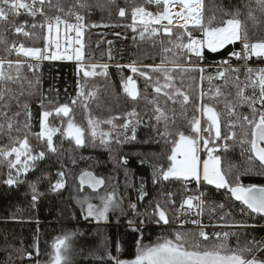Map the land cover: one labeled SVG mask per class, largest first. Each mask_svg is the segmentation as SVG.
Listing matches in <instances>:
<instances>
[{"label": "trees", "instance_id": "obj_1", "mask_svg": "<svg viewBox=\"0 0 264 264\" xmlns=\"http://www.w3.org/2000/svg\"><path fill=\"white\" fill-rule=\"evenodd\" d=\"M57 3L64 8L63 12L58 11ZM87 3L92 6L80 8L77 0H50L49 3L51 16H62L70 8H74L84 17L83 59L89 65H108L107 75L84 77L83 72L80 73V84H86L85 91H95V96L86 101L87 108L83 107L80 101H77L75 105L68 103L72 109L70 115L74 123L85 129L84 146H76L74 140L58 132L53 137L57 151L51 153L45 149V141L37 140L34 135L41 131V112L65 104L60 103L63 100L60 97L62 90L71 82L67 67L56 66L44 72L36 68L31 69L28 65L21 63L19 81H6L0 84V89L12 90L11 94H6L4 100L0 101V112H6L8 118H14L16 121L11 135L20 137V139L24 138L23 124L26 116L23 105L27 103L32 113L31 128L27 132L29 144L32 146L33 154L45 151V158L37 161L34 169L22 176L20 178L22 182L17 184L5 183L8 179L9 168L6 163H0V264H32L47 261L51 256L55 241L65 235L69 236L68 241H70L71 260L69 264H115L112 257L131 260L137 253L138 240L143 246H150L157 242L162 243L165 239L174 240L178 232L189 239H198L202 245L208 243L197 236L198 230L181 229L174 225L173 209L180 204L187 191L197 188V182H184L171 178L169 181H154L155 168L162 166L166 169L170 164L167 156L170 154L171 144L170 142L165 143L164 139L157 135V131L164 130V121L161 120L159 125L156 124L154 105L150 103L153 99L168 116L169 131L173 133L183 131L186 135L193 134L191 132L193 117L201 118V103L214 107L220 114L221 139L210 142L209 147L217 148L213 154L220 156L221 170L230 182L239 175L240 182L245 186H264V168H261L256 159L251 161L248 159L251 153L247 152L243 157L240 156L237 144L228 141L229 138H227L231 137L232 132L237 135L240 127H248L240 117L249 116L251 118L252 116V108L247 103L239 104L236 101L237 89L232 82L233 74L226 73L224 78L216 75L217 69L226 68L220 67L224 66L221 64L222 61L227 60L228 64H235L230 54L238 49L239 44L236 42L234 45H227L215 53L205 49L202 60H197L191 54H188L186 58L183 50L174 48L173 44L169 43L170 39L176 41L177 35L183 29L174 27L171 37L161 33L157 38L141 41L139 32L143 26L137 22L135 32L129 27L133 24L131 11L134 7L144 6L148 11L155 12L158 9L154 4H146L145 0H114V3L112 0H87ZM250 3L255 9L253 0H203L205 21L215 17V22H219L227 18L224 12L235 11L238 7L250 38L256 40L264 37V14L257 10L254 13L257 21L247 19L248 9L244 5ZM97 4L102 6L97 7ZM120 8L125 9L124 17L119 16ZM20 22L19 19H12L9 22L0 21V38L6 41V43H0V58L11 60L15 57L13 53L9 55L6 48L16 41H21L26 48L41 47L42 36L39 30H29L28 32L32 34L30 36L15 32L14 27L19 26ZM152 27L160 28L154 25ZM191 29L192 27H188L189 31ZM202 35L200 32H193V36L197 39L202 38ZM184 42H187V37ZM164 47L171 48L172 51L165 53ZM165 57H167L165 67L170 70L169 75L173 77L171 83L189 96L187 104L181 103L183 98L180 96L174 98L176 101L174 103L173 100L163 95V91L171 93L172 88L163 89L160 94L155 93V81L159 80L160 85H163L164 76L160 72H152L151 67L144 66L159 65ZM16 58L25 60L22 55ZM133 61L141 70L148 72L152 79L146 80L138 73L133 74L130 68L122 67ZM259 63L264 65V58L254 61V64L259 65ZM189 65H203L204 72L201 74L199 71H181L180 66L192 68ZM5 71L16 75V69L5 68ZM95 71L102 73L104 69L97 67ZM130 75L136 81L139 91L135 100L123 90V81ZM238 75L240 81H244L245 69H240ZM201 76L206 80L204 85L208 88L202 98L200 95L203 86ZM209 77H213L211 82H207ZM28 81H32V84L29 85ZM36 81L39 82L36 83ZM218 88L221 95H216ZM251 92V88L246 89V94H251ZM49 100L52 103H49ZM42 101L43 109L41 108ZM228 102L235 105L234 116L229 115L228 109L225 108ZM5 104L7 107H3ZM260 107L259 104L256 105L258 110ZM133 110L139 114L141 123L136 127V139L126 140L120 125L130 119L127 113ZM16 113L20 114L16 116ZM89 118L100 121L111 119L112 124L117 126L113 129L112 125L107 123L100 125V130L111 134V142L108 146L101 144L99 137L95 143L91 141ZM67 119L63 117L64 127H66ZM206 120L207 118L203 119V129L207 127ZM0 123L6 125L5 116L0 115ZM49 123L53 126H60L61 117H57L54 113L52 117H49ZM16 128H20L21 131H15ZM6 133V128L5 133H0V148L12 146ZM127 135L131 136L130 129ZM203 135L207 136L208 133L204 132ZM212 135H214V129ZM237 137L240 136L237 135ZM246 137L251 139L250 128ZM117 139L120 142H117ZM223 141L226 142L223 143ZM224 144H227L226 149L223 147ZM245 145L248 148V145L244 144V147ZM202 153L203 159H206L207 149L203 148ZM125 159L127 163L124 162ZM59 172L64 173L65 186L59 191H53V185L60 179L57 175ZM84 172H92L103 179L104 189L97 193L87 189L81 191L78 177ZM12 174L16 175L15 169L12 170ZM32 185H35L39 194L36 201L32 200ZM141 186H143V192L146 193L143 200L139 199ZM202 188L204 191H209L211 200H217L218 197L221 199L220 203H228L226 199L215 196V193L220 192L228 195L231 202L246 208L240 201H236L226 189H217L204 181ZM169 189L174 199L172 206L163 200ZM112 192L119 199V207L114 208L108 214V223L100 226L92 224L90 218L85 219L87 203L84 202L87 201V195L97 197ZM96 201V205L101 204L99 199L96 198ZM156 201H159L166 211L169 219L166 225L162 222L155 223L149 216ZM131 204L136 205L135 210L130 207ZM214 205H206L205 212L208 213ZM250 215L259 222L264 221V217L260 215L254 213ZM130 220L135 221L138 231L129 226ZM140 220L145 222L141 225ZM219 223L234 225L239 222L236 217L226 216ZM205 232L211 242L216 241L215 233H230L226 241L230 249H235L238 243L243 247L253 239L264 241V227L207 230ZM27 253H31V256L29 257ZM258 255L264 257V252Z\"/></svg>", "mask_w": 264, "mask_h": 264}, {"label": "snow or ice", "instance_id": "obj_2", "mask_svg": "<svg viewBox=\"0 0 264 264\" xmlns=\"http://www.w3.org/2000/svg\"><path fill=\"white\" fill-rule=\"evenodd\" d=\"M50 3V0H0V21L9 22V16H18L20 10L23 9L28 15L35 17L37 15L46 16L45 4ZM114 3V0H112ZM255 4V9L252 7L251 3L244 5L247 11V19L257 21L255 16V11H259L264 14V0H253ZM78 6L80 8H90L92 5L87 3V0H77ZM146 4H154L157 7L156 12H151L144 6L134 7L131 11V19L133 24L129 27L135 32L137 22L142 25V29L139 32V38L141 41L145 39L157 38L161 33L172 36L173 28L179 27L183 29L177 35L176 41L169 40V43L173 44L174 48L183 50L185 57L188 54H194L197 60L203 59V53L205 49L210 50L215 53L220 49H223L227 45H234L237 41L241 43V51L233 52L230 55L235 56L237 60L245 61V79L240 81L239 79V68H233L228 61H222V65H228V67L217 69V77L224 78L226 73H232V82L236 91V101L239 104L247 103L249 107L252 108V116H242L244 122L251 129V139L241 140V144H247V152L251 153L248 159L251 161L256 159L260 162L261 168H264V68L253 69L247 67V61L253 56L258 58H264V37L253 40L249 36L248 28L245 21L241 19L242 13L240 8H236L232 12H224L226 19H221L219 22H215V17H212L205 21L203 14V0H145ZM97 7L102 5L97 4ZM173 8H177V11H173ZM57 9L59 12H63L64 8L57 3ZM68 15H74L77 21L76 24H70L67 20L62 19L60 15H55L51 17H46L45 23L39 25V27L47 28V43L45 47H31L26 48L23 44L19 47L13 42L10 46L6 48L8 54L15 52L17 55L21 53L25 57H30L37 62H42L44 60H60V59H75L77 61L83 60V43L78 39L76 43L80 46L74 50L73 55H61V41H60V31L61 25L64 26L65 30H74L77 37H82V29L84 27L83 21L84 17L79 14V12L74 11L70 8ZM119 16H125V9H119ZM174 20L177 22L182 20L183 24H174ZM163 21H167V24H163ZM160 25V28H154L152 25ZM193 25L191 31L188 30V25ZM95 27L96 25H92ZM32 28H36V24L31 25ZM14 30L16 33H22L24 36L32 35L30 32L24 30V25L15 26ZM193 32L202 33V38H195ZM55 34V35H53ZM185 37H187V42L185 43ZM155 42V41H154ZM163 44V40L160 41ZM0 43H6L5 40L0 38ZM111 43V42H109ZM54 46V51L52 50ZM68 49L65 48L64 52L67 53ZM163 51L165 53L172 51L171 48L164 47ZM167 57L162 60L161 64L152 66V72H160L163 74L165 83L160 85L159 80L155 81V93L160 94L163 89L172 88L173 91L170 93L168 91H163V95L175 103V97H182V104H187L189 101V96L183 93L179 88H175L171 83L173 77L169 75V69L165 67V61ZM15 63L16 75H12L10 72L5 71V66L8 69L13 67ZM29 68L33 65L29 64ZM20 67L21 62L19 60L13 62L12 60L0 58V84H4L6 81H19L20 78ZM101 67L104 69L102 73H97L95 69ZM121 67V66H118ZM130 68L133 74H137L141 77H145L146 80H151L152 77L149 76L148 72L141 70L140 67L136 65L133 61L131 64L122 66ZM108 65H89L85 67L83 64L80 65L79 70L83 72L84 77H93L96 75H107ZM182 72L184 71H199L201 74L204 72V68L193 66L192 68H185L180 66ZM203 76H201V80ZM209 80L213 77H209ZM39 81H36L38 83ZM29 85L32 81H28ZM227 83V81H226ZM86 84L79 85V91L76 98L71 100V103L75 105L77 101H80L82 106L87 108L86 101L95 96V91H85ZM252 89L251 94H246V89ZM124 92L131 97L133 100L139 95L137 89L136 81L130 75L123 81ZM11 89H0V101H3L6 94H11ZM220 89L216 90V95H221ZM201 98L204 93L201 92ZM52 103L51 100L48 101ZM154 105V119L156 124L159 125L161 120L164 121V130L157 131V135L164 139L165 143L171 144L170 154L167 159L170 161L169 166L165 169L162 166H157L154 171V181L163 180L169 181L171 179L181 180L184 182L195 181L199 183L201 180L209 185H215L217 189H226L236 201H240L246 208H242L241 211H249L264 217V186L257 185H247L245 186L239 180V175H237L234 181L230 182L226 174L221 170V158L213 153L217 151L215 146L209 147L210 142L214 140L221 139V125H220V114L214 109V107L201 103L200 110L202 114H206L207 127L202 129L200 119L193 117L191 121V132L192 135H186L183 131H176L173 133L169 131V118L164 112V110L159 106L158 102L153 99L150 101ZM259 104L261 109L258 110L256 105ZM7 107V105H3ZM41 108H44L43 101L41 102ZM225 108L228 109V114L235 115V105L232 102L225 104ZM24 113L26 116L25 122L23 124V129L25 130V135L23 139L20 137H13L11 135L14 130V124L16 121L14 118H8L6 112H0V115L5 116L6 125L0 123V133H5V128L7 129V135L12 143L11 147L0 148V163H6L9 168L8 179L5 181L8 185H13L22 182L21 177L27 175L29 171L34 169L36 162L43 160L45 158V151H38L33 154L32 146L29 144L27 138V132L31 128V110L27 103L23 105ZM72 109L68 104L58 105L52 110H43L40 114V129L39 133H35L37 140L45 141V149L48 152L55 153L57 151L53 143V137L56 133H60L62 136H66L74 140L75 145L82 147L85 144V129L74 123L72 116L70 115ZM57 117H61L60 126H53L49 123V117L53 114ZM20 113H16L18 116ZM130 117L125 123L120 125L123 129L122 134L125 139H136V127L141 123L139 114L133 110L127 113ZM63 117H67L66 127H64L65 121ZM152 119V117H149ZM102 123H107L112 125L113 129L117 126L112 124V120L100 121L93 118L88 119V127L90 129L91 141L95 143L97 137L101 144L108 146L111 142L110 132H104L100 130V125ZM174 123V121H173ZM131 130V136L127 133ZM214 129V135H212ZM15 131H21L20 128H16ZM202 132H207L208 135H202ZM235 132L231 133V137H235ZM248 134L245 133V136ZM117 142H120L117 139ZM201 142L202 145H201ZM18 145V146H17ZM203 146L207 149L208 159L201 160L200 149ZM223 147L226 149L227 144ZM11 157V159H10ZM127 163L126 159L124 161ZM75 163V161H73ZM15 169L16 175L12 174V170ZM251 171V169H249ZM57 175L60 179L57 180L55 185H53V191H59L65 186L63 180L64 173L59 172ZM80 182L83 185L88 182L93 189H98L99 186L104 184L103 179H97L91 175V173H84L80 177ZM141 186L139 199L143 200L146 193L142 190ZM32 200L36 201L38 198V193L36 191L35 185H32ZM203 195V193H201ZM100 206L93 205L92 203H87L85 219L88 217H93L97 222L106 221L108 219V213L110 210L119 207V199L114 192L108 193L100 197ZM200 200L198 196H189L181 205H187L188 208L199 207L200 205H194L193 201ZM174 203V201H170ZM203 202L200 201V204ZM83 206V203H82ZM130 207L135 210L136 205L131 204ZM221 207H223L221 205ZM199 215V213H198ZM151 220L155 223L168 224L169 219L164 208L161 207L159 201L155 202V206L151 213H149ZM145 221L140 220L142 225ZM129 226L133 230L138 231L135 221L130 220ZM193 224L199 223L197 220L192 221ZM239 226L246 227L243 223ZM230 233H215L216 241L211 242L209 240L208 234L202 229L198 231L197 236L207 241V244L202 245L198 239L192 238L176 233L175 238L165 239L162 243L157 242L154 245L143 246L141 241H137V253L134 259L122 260L118 257H112L115 264H264V257L258 255L260 252H264V241H256L253 239L251 242L246 243L243 247L237 244L235 249H230L227 247L226 241ZM221 237L223 239H221ZM142 239V237H141ZM69 236L65 235L58 238L57 242L54 244L55 256L54 264H67V251L69 245L67 241ZM38 251V247H37ZM30 257L31 253H27Z\"/></svg>", "mask_w": 264, "mask_h": 264}, {"label": "built area", "instance_id": "obj_3", "mask_svg": "<svg viewBox=\"0 0 264 264\" xmlns=\"http://www.w3.org/2000/svg\"><path fill=\"white\" fill-rule=\"evenodd\" d=\"M26 2H30V0H26ZM45 13L46 16H42V15H37L35 17H32L30 15H28L23 9L20 10V14L18 16H9V21H11L12 19H19L20 25H24V30L25 31H29V30H34L37 29L41 32V36H42V43H41V47L43 48L45 47L46 43H47V28H41L39 27L40 24L45 23L46 17H51L50 13H49V3L46 2L45 6ZM74 9V8H73ZM69 11V10H68ZM68 11H66L61 18L65 19L68 21V23L70 24H76L77 21L75 19L74 15H68ZM74 11H77L76 9H74ZM78 12V11H77ZM80 14V13H79ZM81 15V14H80ZM32 24H36L37 27L36 28H32L31 25ZM83 24L85 25V19L83 21ZM83 35L82 37H77L76 32L74 30H65L64 26L61 25V31H60V41H61V55H73L74 56V50L76 48H78L80 45L78 43H76V41L79 39L82 43H83V49L82 52L84 54V30L82 29ZM21 35H23L22 33H19ZM55 35V34H53ZM15 44L17 45V47H19V45L21 44V41H16ZM239 47L237 50H235L234 52H240L241 51V43L239 42ZM67 48L68 51L67 53L64 52V49ZM52 50L54 51V46L52 48ZM13 55L15 57H13L11 60L13 62L17 61L18 59L16 58V56H18L15 52H13ZM20 55L23 56V54L21 53ZM233 60L235 61L234 65H231L232 67L235 68H239V69H245V61L244 60H237L235 56H232ZM21 63L29 65L32 64L33 67L31 69L36 68L38 71H47L51 68H54L56 66H65L69 69L70 75H71V82L69 83V85H67V87L62 90V94L60 98H63L62 101H60V103H71V100L76 98L77 93L79 91V85L80 84V73L81 71L79 70V67L81 64H83L85 67L89 66L88 63H86L84 61V59L82 61H77L74 58L69 60V59H60V60H44L42 62H37L34 59L28 57L25 60H19ZM255 61V57L253 56L251 59H249L247 61V67H251L253 69H257L260 68L259 65L254 64ZM220 67H228V65H224V66H220ZM5 68H7V66H5ZM13 69H16L15 67V63L13 64ZM212 80H208L207 82H211ZM206 82V80L202 79V90L204 95L207 93L208 88L204 85V83ZM261 109V107H260ZM244 133H248V129L244 128L243 129ZM242 152H245V150H243ZM218 192V191H217ZM201 193H203V195H201ZM189 196H198L200 197V200H194L193 204L194 205H200L199 207H193V208H188L187 205H184V208H181V205L183 204V202L187 199V197ZM215 196H219L223 199H226L228 201V203H220L221 199H219L217 197V200H211V194L209 193V191H204L201 185H198L197 188L193 191H187L185 193V195L183 196L180 204L175 207L173 209V216H174V225L177 228H181V229H193V230H203V231H215V230H221V229H225V228H230V225H224V224H220L219 221L223 220L224 217L226 216H233L236 217L237 221L239 223L234 224L233 228H246V227H264V221L259 222L256 220L255 217L251 216L249 212L247 211H241L242 207L238 206L237 204L233 203L230 201L228 195H223L220 192L219 193H215ZM163 200L169 204V206H172L174 203H171L170 201H174L173 196H172V191L171 189H169ZM200 201H202L203 203L200 204ZM216 202V203H215ZM212 204H217L216 206L214 205L213 208L206 213L205 212V206L209 205L212 206ZM221 205L223 207H221ZM199 213V215H198ZM193 220H197L199 223L197 224H193L192 221ZM242 222H247V223H243L244 225H246V227H241L239 226Z\"/></svg>", "mask_w": 264, "mask_h": 264}, {"label": "rangeland", "instance_id": "obj_4", "mask_svg": "<svg viewBox=\"0 0 264 264\" xmlns=\"http://www.w3.org/2000/svg\"><path fill=\"white\" fill-rule=\"evenodd\" d=\"M173 10H178L177 8H173ZM152 12V11H151ZM156 12V11H155ZM183 24L184 23V21H182V20H180V21H175L174 20V24ZM163 24H167V21H163ZM154 26H159L160 27V25H155V24H153ZM188 27H193V25H191V24H189L188 25ZM226 47V46H225ZM224 47V48H225ZM206 50H208V49H206ZM222 49H220L219 51H221ZM208 51H210V50H208ZM211 52V51H210ZM218 52V51H217ZM24 56V55H23ZM191 56H194V54H191ZM25 57V56H24ZM28 57H25V59H27ZM259 59H262V58H258V57H255V60H259ZM258 65V64H257ZM259 66H260V68H264V65H262V63H259ZM189 67H193L192 65H189ZM198 67H201V68H205L203 65L202 66H198ZM260 68H257V69H260ZM204 118H207V116H206V114H202V112H201V118H200V122H201V128L203 129V119ZM244 128H246V129H248V133L247 134H249V128L248 127H244V126H242V127H240L239 128V130H238V132H237V135L238 136H240L239 138L237 137V135H235V137H233V138H229L228 139V141H230V142H233V143H235V144H237V146H238V149H239V154H240V156H242L243 157V155H245L246 153H247V151H246V149H247V147H246V145H245V147H244V145L242 146L241 145V140H243V139H248L246 136H245V133H244V131H243V129ZM204 134V132H202V135ZM226 141H223V143H225ZM201 145H202V142H201ZM203 146H201V149H200V158H201V160H206V159H208V157L205 159H203ZM243 150H245V152H242ZM198 185H203V181L201 180L199 183H197V186ZM102 195H100V196H97V197H95V196H93V195H91V194H88L87 195V197H86V200H87V203H92L93 205H96V203L95 202H97L96 201V198L97 199H99L100 200V197H101ZM101 201V200H100ZM96 206H100V205H96ZM111 211H113V209L112 210H110L109 211V213L111 212ZM108 213V214H109ZM88 218H90L91 220H92V224H95V225H100V226H104V225H106L108 222V219L106 220V221H104V220H102V221H99V222H97L93 217H88ZM230 225V224H229ZM231 227L230 228H225V230H233V229H237V228H233V225H230ZM222 230H224V229H222ZM199 231V230H198ZM218 233H220V232H218ZM58 240V239H57ZM57 240L55 241V243L57 242ZM54 243V244H55ZM67 243H68V245H69V248H68V251H67V264H69L70 263V260H71V250H70V241H67ZM54 244H53V246H52V252H51V256H50V258L47 260V261H42V262H36V263H32V264H54V256H55V248H54ZM27 259H30V258H28L27 257Z\"/></svg>", "mask_w": 264, "mask_h": 264}, {"label": "water", "instance_id": "obj_5", "mask_svg": "<svg viewBox=\"0 0 264 264\" xmlns=\"http://www.w3.org/2000/svg\"><path fill=\"white\" fill-rule=\"evenodd\" d=\"M258 161V160H257ZM259 162V161H258ZM260 163V162H259ZM84 173H91V175L93 176V177H95V178H97V179H101V178H99V177H97L94 173H92V172H84ZM84 173H82V174H84ZM81 174V175H82ZM81 175L78 177V183H79V186H80V190L81 191H84L85 189H87V190H90L91 192H93V193H97V192H99V191H101V190H103L104 189V187H105V181H104V184L102 185V186H99L98 187V189H93V187L88 183V182H85L83 185L81 184V182H80V177H81Z\"/></svg>", "mask_w": 264, "mask_h": 264}, {"label": "bare ground", "instance_id": "obj_6", "mask_svg": "<svg viewBox=\"0 0 264 264\" xmlns=\"http://www.w3.org/2000/svg\"><path fill=\"white\" fill-rule=\"evenodd\" d=\"M174 12L176 11V10H173ZM176 21V20H175Z\"/></svg>", "mask_w": 264, "mask_h": 264}, {"label": "crops", "instance_id": "obj_7", "mask_svg": "<svg viewBox=\"0 0 264 264\" xmlns=\"http://www.w3.org/2000/svg\"><path fill=\"white\" fill-rule=\"evenodd\" d=\"M238 42V41H237ZM213 186H215V185H213Z\"/></svg>", "mask_w": 264, "mask_h": 264}]
</instances>
